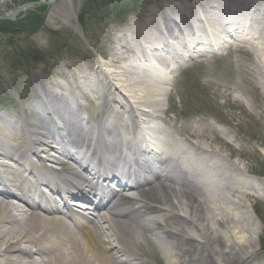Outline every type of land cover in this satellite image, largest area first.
<instances>
[{"label": "bare ground", "instance_id": "1", "mask_svg": "<svg viewBox=\"0 0 264 264\" xmlns=\"http://www.w3.org/2000/svg\"><path fill=\"white\" fill-rule=\"evenodd\" d=\"M261 12L247 0H195L189 10L171 5L164 14L151 13L143 24H131L108 60H126V66L76 78L75 88L93 93L115 117L93 122L83 117L87 102L51 81L50 89H42V99L22 105V110L35 113L33 119L0 114V264H147L142 256L160 263L158 248L166 264H236L250 257L257 230L251 227L246 197L255 188L238 171L207 176L201 157L209 151L200 141L205 136L194 126L176 129L163 106L173 90L163 73L187 55L221 47L227 37L252 44L259 39L262 47L251 44L259 53L264 24L257 32H251V24L261 23L253 16ZM258 56L263 62L264 54ZM106 94L117 98L108 100ZM150 133L164 166L160 174L153 144L145 143ZM178 135L185 138L180 141ZM78 150L81 157L75 158ZM141 151L152 161L136 162L134 155ZM126 152L131 161L125 159ZM207 163L214 171L226 166L214 155ZM126 166L133 169L128 176L133 174L134 180H126ZM167 167L170 172H165ZM138 169L154 173L138 178ZM53 178L79 188L74 197L91 207L73 214L68 202L61 207L44 199L38 188L53 185ZM111 180L121 186L119 196L107 189Z\"/></svg>", "mask_w": 264, "mask_h": 264}, {"label": "rangeland", "instance_id": "2", "mask_svg": "<svg viewBox=\"0 0 264 264\" xmlns=\"http://www.w3.org/2000/svg\"><path fill=\"white\" fill-rule=\"evenodd\" d=\"M33 1L0 0V15L12 13L18 5ZM247 1L264 11V0ZM194 2L55 1L46 7L43 21L37 27L2 35L0 114L19 120L26 114L33 119L35 113L30 109L22 110V105L42 99V89H50L48 82L51 81L65 85L79 101L87 102L82 110L83 117L92 122L110 114L115 117L111 110L102 109L100 100L93 93L79 92L75 88L77 79L80 80L83 74L94 75L104 69H120L127 65L126 60L123 63L108 62L131 24H143L151 13L164 14L171 5L189 10ZM253 16L261 22L251 24V32H257L264 24V12ZM261 42L254 44L262 47ZM251 44L227 37L221 47H214L209 52L198 51L197 56L186 57L177 63L170 73H163L169 78L168 88L173 87L171 99L167 100L166 96L163 106L175 120L176 129L194 126L196 131L204 134L200 141L209 151L200 156L202 161L206 163L213 155L218 157L226 166L217 167L215 173L235 174L238 171L255 188L249 189L250 194L246 197L251 227L257 230L253 239L254 251L236 264H264V72L261 73L260 67H264V59L260 63L258 56L264 54V48L258 53ZM136 73L137 76L141 74L140 71ZM105 97L110 100L116 95L106 94ZM125 103L128 105L127 101ZM31 128L38 130L33 123ZM148 205L155 203L148 202ZM145 216L161 219L153 213ZM138 246L150 253L148 248L139 243ZM156 251L160 263L145 256L142 259L147 264H166L161 249Z\"/></svg>", "mask_w": 264, "mask_h": 264}, {"label": "trees", "instance_id": "3", "mask_svg": "<svg viewBox=\"0 0 264 264\" xmlns=\"http://www.w3.org/2000/svg\"><path fill=\"white\" fill-rule=\"evenodd\" d=\"M46 6H38L34 10H29L23 16L24 18L17 21L10 20H0V43L2 40V35L16 33L17 31H22V29H32L40 25L44 18V11Z\"/></svg>", "mask_w": 264, "mask_h": 264}, {"label": "water", "instance_id": "4", "mask_svg": "<svg viewBox=\"0 0 264 264\" xmlns=\"http://www.w3.org/2000/svg\"><path fill=\"white\" fill-rule=\"evenodd\" d=\"M54 1L55 0H38L33 2H26L17 6L12 13L0 15V19L13 20L19 12H24L26 9L33 8L38 4L51 5Z\"/></svg>", "mask_w": 264, "mask_h": 264}]
</instances>
